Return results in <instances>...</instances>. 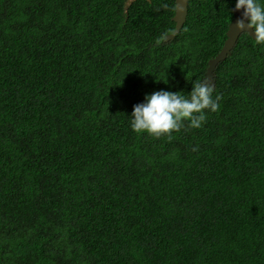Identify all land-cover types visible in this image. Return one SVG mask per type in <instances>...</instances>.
<instances>
[{
  "label": "trees",
  "instance_id": "obj_1",
  "mask_svg": "<svg viewBox=\"0 0 264 264\" xmlns=\"http://www.w3.org/2000/svg\"><path fill=\"white\" fill-rule=\"evenodd\" d=\"M125 1L0 0V264H264V46L239 35L200 128L139 134L145 94L207 79L235 0H188L170 39L175 0Z\"/></svg>",
  "mask_w": 264,
  "mask_h": 264
},
{
  "label": "clouds",
  "instance_id": "obj_2",
  "mask_svg": "<svg viewBox=\"0 0 264 264\" xmlns=\"http://www.w3.org/2000/svg\"><path fill=\"white\" fill-rule=\"evenodd\" d=\"M233 11H241L235 22L236 32L249 36L248 29H252L254 44L264 46V0H235L234 7L228 9L230 20ZM214 91L212 81L202 79L192 83L191 91L186 94L182 90L145 94L143 102L135 104L127 116L129 126L136 133L155 138H171V133L179 132L185 121L190 128H200L208 112H215L220 107L221 97L219 94L213 96Z\"/></svg>",
  "mask_w": 264,
  "mask_h": 264
},
{
  "label": "water",
  "instance_id": "obj_3",
  "mask_svg": "<svg viewBox=\"0 0 264 264\" xmlns=\"http://www.w3.org/2000/svg\"><path fill=\"white\" fill-rule=\"evenodd\" d=\"M135 0H126L124 3V8L127 9L128 6ZM187 4L188 0H175V13L172 16V19L175 21V27L173 31L166 35V39L173 38L182 28L186 16H187ZM242 11V10H241ZM241 11H233V17L230 21L231 28L226 31V38L224 40L223 46L220 51L211 59H209V64L207 67V79L213 81L214 76V69L216 68L217 64L220 60L224 59L230 49L234 46L237 41V38L241 33H237L235 30V22L241 16ZM229 23V24H230ZM252 29H248V33L252 36Z\"/></svg>",
  "mask_w": 264,
  "mask_h": 264
},
{
  "label": "rangeland",
  "instance_id": "obj_4",
  "mask_svg": "<svg viewBox=\"0 0 264 264\" xmlns=\"http://www.w3.org/2000/svg\"><path fill=\"white\" fill-rule=\"evenodd\" d=\"M133 2H134V1H133ZM133 2H132V3H133ZM132 3H131V4H132ZM131 4H130V5H131ZM130 5H129V6H130ZM129 6H128V7H129Z\"/></svg>",
  "mask_w": 264,
  "mask_h": 264
}]
</instances>
